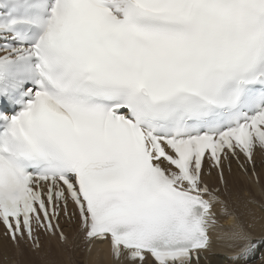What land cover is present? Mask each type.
Returning a JSON list of instances; mask_svg holds the SVG:
<instances>
[{"label":"snow or ice","instance_id":"6c2138e0","mask_svg":"<svg viewBox=\"0 0 264 264\" xmlns=\"http://www.w3.org/2000/svg\"><path fill=\"white\" fill-rule=\"evenodd\" d=\"M257 152L264 0H0V224L17 247L66 242L63 219L118 264H200L217 243L246 258L264 202L225 168L264 197Z\"/></svg>","mask_w":264,"mask_h":264},{"label":"bare ground","instance_id":"6f19581e","mask_svg":"<svg viewBox=\"0 0 264 264\" xmlns=\"http://www.w3.org/2000/svg\"><path fill=\"white\" fill-rule=\"evenodd\" d=\"M256 169L261 173V184L264 185V165L258 164ZM225 176L234 195L239 194L243 199L244 193L250 192L257 201L264 202V197L259 194L257 188L248 183L246 177L235 168ZM237 211L243 212L244 209L238 207ZM65 230L68 235L67 245H60L54 239L46 238L41 241L39 250L32 251L12 244L0 227V264H115L110 260L104 242L94 243L91 251L86 253L81 250L82 238L81 234L76 233V228L66 226ZM252 231L254 235L259 236L264 230L257 224ZM225 253L226 249L217 243L210 256V264H264V244L259 245L256 251L246 258L227 259Z\"/></svg>","mask_w":264,"mask_h":264},{"label":"rangeland","instance_id":"374dc122","mask_svg":"<svg viewBox=\"0 0 264 264\" xmlns=\"http://www.w3.org/2000/svg\"><path fill=\"white\" fill-rule=\"evenodd\" d=\"M28 249V248H27Z\"/></svg>","mask_w":264,"mask_h":264}]
</instances>
